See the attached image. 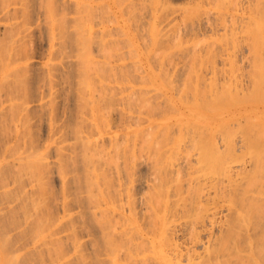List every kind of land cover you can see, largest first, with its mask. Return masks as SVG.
<instances>
[{
	"label": "rangeland",
	"instance_id": "1",
	"mask_svg": "<svg viewBox=\"0 0 264 264\" xmlns=\"http://www.w3.org/2000/svg\"><path fill=\"white\" fill-rule=\"evenodd\" d=\"M61 3L62 0H0V235L9 237V243H12V246L10 245L12 247H10V251L13 249L14 251H12L16 252L17 250L16 255L18 256H21L23 253V256L19 258V264H110L109 261L113 264L114 262L112 261L115 255L114 257L112 255L111 259L108 261L111 255H107L110 251H107L104 246L102 241L103 235H100L98 230L99 227H97L98 221L105 223L107 216H109L112 221L113 219L116 221L115 223L117 224H115V227L118 228L120 224L122 225L119 221L125 218V220L122 221L125 223L126 220L128 221L131 219V223H126V226L129 225V228L132 227L130 230L128 226L126 227L125 225L124 227L120 225V228L124 230L120 228L115 229L109 225L112 234L128 231L126 232L127 234L134 229V224L137 223L136 225L139 226L142 220L139 218L144 214L142 211L144 204L142 206L141 202L145 201L141 198L146 196L148 199V197L151 196V192L144 186V181L149 180L150 182L153 178V172L152 170L150 171V167L152 166L151 169H155V167H153V163H150L153 160L152 157L154 153L157 152V150L155 151L156 148L154 144L157 145L161 143V145L163 144L164 146H162L163 148L158 145L156 146L163 152L161 153L164 155L162 157L166 158V160L164 158L160 160L164 159L163 161L168 162L170 158L176 155L174 157L177 159L172 158L169 161L170 165L168 164V166L170 169L176 165H171V161L172 163L174 161V163H176L178 160L177 165L181 166L182 163L180 162L184 161L186 165V160L191 158L189 161H192V163L188 164L190 167L192 166L191 168H194L193 171L191 168L179 171L180 166L178 171L175 170L177 166L173 168L174 171L178 173L185 171V173H183L184 175L187 170H190L188 172L189 175L195 172L188 177L185 175V180L182 179V174H179L180 177H178V175H175V177L173 174H169L170 171H168V167L157 158L159 163L162 162L160 164H164L163 166L167 167L164 171L165 173L168 172L172 181L175 178L182 179V181L178 180L177 182L178 188H183V184L188 180L187 178L192 176V180L195 182L197 181L195 177L199 174L201 175V173L195 171V169L196 167H200L202 171L201 167L203 164L201 163L202 166H199L198 164L200 163L198 162H202V158L205 154H201L202 158L198 157V162L195 159L198 155H195L197 151L199 152L198 148L201 147L200 149H203L202 146L205 145L204 141L207 142L210 139H212V141L216 139V143L219 142L218 145H221L220 148L223 149L224 146L220 143L221 141L226 140L225 143H227V146L229 141L233 140V142L230 143L233 146L235 145L234 139H237V142H235L236 146H240V144L245 145L240 147V149L243 150L237 152L241 159H246L250 156V152L264 150V11L262 12L264 9H261V11L258 9V11L262 13H257L255 9L257 7L263 8L264 5L262 4L263 2H259L258 0H222V2L221 0H63V3ZM74 4H78V6L76 5L78 9H76ZM80 4H84V6ZM86 7L88 8L87 10ZM194 19H200V21H202L199 28L192 29L190 27L192 21H195ZM51 21L53 23H51ZM222 21L224 23H222ZM75 27L81 30L77 29V31H75ZM77 32L80 35H78ZM68 34L71 38H67L69 37ZM84 36L90 40L88 41ZM63 37H65L66 40L71 39L70 43L67 42V44ZM77 38H80L79 40L83 38L84 42L82 40L81 43ZM200 41L204 44L203 46ZM85 49L88 55L90 54L89 57L87 53H85ZM104 51L106 53L111 51L112 53L106 54ZM252 57L254 60L251 59ZM89 58L91 60H88ZM84 60H87V63H85ZM92 62L95 64L93 65ZM75 63L77 65H74ZM97 63H99L98 66ZM85 64H87V68ZM250 65H252V67ZM75 69H77V71ZM88 69L92 74H90ZM80 70H82V73H80ZM77 72L79 73L77 74ZM250 72L252 74H250ZM219 84H222V86L220 87ZM221 89H223V91ZM96 91L100 93V95ZM215 92H217V94ZM211 93H213V95ZM211 95L212 97H210ZM217 95L219 96L216 97ZM219 98L221 101L225 98L224 101L228 102H221ZM90 100L91 103L89 102ZM205 105L207 108H205ZM214 106L217 107V109H223L222 115L224 118L227 117L225 111L228 110L229 112H235V110L245 109L250 113L247 115L245 111L239 114L240 117L244 115L241 119H239V115L234 116L237 120L234 117L228 119L229 116L227 120L222 118V123L226 124V126L229 124L228 129H232L229 131L233 133V135L229 137V141L227 140L228 138L225 139V137H222L224 133L223 129L225 130L224 126L223 128L216 127L213 130L214 135L216 134V138L211 130L207 129V138L204 129L198 127V123L195 122L198 118L192 117V113L198 112L204 114L205 110L207 111L210 107L214 108ZM146 107H148L149 110ZM177 108L184 113V116H181L180 119H177ZM173 110H176V113ZM103 111H105V113ZM246 115L247 117H245ZM244 117L246 119L249 118V121L247 119L246 122ZM233 119H235V124L231 121ZM165 121L167 123L160 124L159 126L157 125L154 127L155 129L152 127L153 124L155 126L156 122ZM248 122L250 124H248ZM151 124L152 126H150ZM165 125L166 127H164ZM148 128L153 134H157L158 132L157 135H154L157 141H159L158 139L160 138L159 142L153 139L147 142V145H149V143L153 145L152 148L154 151L152 148L149 149L150 147L147 148L148 146L146 144L144 145L146 140L148 141V138L153 135L151 133L148 137L150 134H148ZM234 128L237 132L234 131ZM196 133L199 135L201 133V138L203 137L204 139L206 137L207 139V141L203 140L202 143L204 144L202 146H200L201 144L199 145L201 142H199L198 139L200 141L202 140ZM229 134L225 135L229 136ZM208 135H210L211 138ZM161 136L164 138H161ZM196 136L198 137L197 139L195 138ZM136 138L138 139L136 140ZM222 138L224 139L220 140ZM175 139L177 140L176 143H174V141H176ZM190 139L193 143H189ZM88 141L89 143H87ZM123 142L125 144H123ZM151 142L154 144H151ZM195 142H197V144H194ZM140 144L143 147L141 146L140 148L137 146H140ZM191 144H194V147L192 146L193 150H190ZM130 145H132L131 148ZM196 145L199 146L197 147ZM126 146L128 149L125 148ZM114 147H118L119 149ZM171 148L177 152L179 150V152L174 154L175 152ZM185 148L186 152L184 151ZM204 148L206 149L205 146ZM169 149L174 152L171 151L173 153H171V156ZM128 150H130V152ZM159 152L160 151H158V153ZM200 152L198 154H200ZM203 152H206V150ZM118 153H121V155L124 153L123 155L128 157H126L127 161L130 159L134 161L133 164L135 166H131V160L127 162L129 165H126L129 168H134L132 169V171L134 170L133 172H128L129 174L133 173L132 176L128 175L129 177L127 176L126 178L125 175H127V173H123V168L125 167L124 158ZM222 153H225V151H222ZM222 153L220 157L223 155V163L224 161L227 162L226 165H224L226 167V169H223V171L225 170L224 173H228V168L232 169L231 178L237 180V182H241L242 179L239 177L241 179L239 180L233 173L236 171V166L239 165L238 161L236 162L238 164L234 165L237 157L235 156V161L232 160L233 157H231V162L229 157L227 160V156H224ZM227 153L230 152H226V154ZM129 155L132 156V158H130ZM155 156L159 157L158 154ZM155 156L154 161H156ZM167 156L170 158H167ZM113 158L115 161H113ZM173 159L175 160L173 161ZM193 161L197 162V165H195L196 163ZM240 161L241 160H239V162ZM154 164L156 166L157 162ZM114 165H117V168L119 167L121 169L120 171L122 173L119 174L120 176L115 175L117 169L115 168V172L113 171ZM148 165L150 166L148 167ZM194 165L196 167H193ZM32 166L33 168H31ZM110 167L114 172H112L111 176H116V179L114 180L113 176L111 178L113 181L109 180L111 181V185L108 187L107 185L109 184L106 183L107 185H102L105 182H101L105 174L103 176L99 174L100 172H107V169ZM127 167L126 169H129ZM156 167H158L159 170L158 174L162 172L160 175H163V179L161 178L163 182L168 175L164 173L166 175L164 176L163 170L161 171V169L164 168L161 165ZM184 167L188 168L183 166L182 169ZM173 169H171L172 173H175ZM257 169V172L254 171L255 173L253 172V174L251 172L247 177L248 180L252 177V182L253 179H257L256 182H253V184L251 182L249 185L255 184V192L258 191L259 193L257 192V194L260 195L256 194L257 197L263 198L264 200L263 174L260 173V167ZM224 173L223 177L225 178L226 175L224 176ZM96 174L102 177L98 179L96 178L98 177ZM106 174H111V171ZM228 174L227 176H229ZM160 175L158 176L160 177ZM170 175H173L175 178ZM108 176H104V178H108ZM117 177H120V179ZM130 177L132 181L129 179L130 182L128 184L127 179ZM199 177L200 176H198V178ZM170 178L168 181L166 178L165 181H167V183H163L168 185L170 181V185L172 183ZM204 178V176L203 178L201 176L203 180H201L202 183L200 182V178L198 180L201 185L198 182L199 185H193L194 182L191 181L190 178V181L188 180L189 182L187 183L191 185L189 186L186 183V188H188V191L190 190L189 193L196 190L198 186L202 187L203 184L205 185L206 182L208 183L210 177H206V181ZM224 178L222 180L223 184L227 177ZM89 179L93 181H89ZM117 179L118 182L121 180V183L117 184ZM230 180L231 179H229V181ZM155 181L157 182V179ZM159 181L158 182L161 183L160 179ZM158 182L156 184L159 186L160 184ZM243 182H241V186L245 183ZM130 183L132 184L131 186ZM179 183H181L182 186ZM228 183L229 182H226V185L224 184L223 186V195L224 193L226 194L227 191H230L231 187L229 186V188L227 186ZM246 183H248V181H246ZM112 184L114 186H112ZM120 184L126 185V190L130 187L128 192L130 191L129 193L132 194L129 195L125 190L122 191L124 186H118ZM172 184L170 186H172ZM210 184L209 180L208 187L211 186L212 188L214 185ZM162 185L163 184H161L160 187L155 186V189L152 185L153 188H149V190L152 189L151 191L154 190L155 194L156 192L159 194L158 192L160 190L156 192L155 190L160 188L161 196L163 195L165 197L169 195L168 198H170V200L172 199L171 202H173L175 197L172 198L170 195H172L173 190L174 194L177 193V191H175L178 189H175V185L177 184L174 185L175 188H173V186L171 187L173 190L170 188L172 193L170 190H166L167 192L162 190V187L163 189L166 187V189H169L170 186L165 187ZM115 186L123 189L121 191H119L120 189L115 191L117 189H114ZM38 187L43 188L41 189ZM190 187L194 190L191 191ZM211 188L207 190L210 191ZM183 189L185 190V188ZM249 189L253 190L254 186ZM201 190L202 189L199 191ZM38 191H40V193ZM199 191L196 190V192ZM114 192H119L117 193L118 197L115 196L117 194ZM189 193L187 192V194ZM207 193L213 192L210 191ZM185 194L186 193H184V195ZM190 194L191 196L188 198H192L193 192ZM132 195L135 198H133L134 201L131 200ZM213 195L214 198L209 197L212 198V200L216 199L215 196L219 197L216 192L213 193ZM106 196L109 197V199L106 198ZM225 196H227V194ZM126 197V202L128 204H125H127V207L124 204ZM228 197L223 196V200H227ZM128 198H131L130 200L133 205L137 204L136 206L134 205L132 210L134 213L141 215L138 218L140 221H137L138 214L136 216L132 213L136 216L135 217L129 213L131 210L128 209L130 208ZM168 198H162V201L165 199L166 201H164L167 202L168 200L170 204ZM139 199H141V201H139ZM218 199L219 201L221 200L220 197ZM174 200H176V198ZM135 201L137 203H134ZM90 202L92 204H90ZM123 204L125 208H123ZM257 204H259L260 207L261 204ZM120 206L123 211L128 209L127 211L129 212H123ZM259 207L258 210L262 211L260 210L261 208L264 212V208H262L264 207V203L262 207ZM139 208L141 209L139 210ZM140 211H142V214L139 213ZM100 212H103L102 215H104L105 212L109 215L102 221L103 218L99 220V218H101L99 215ZM144 212H146L145 207ZM118 214L120 218L123 216L127 217L129 214L130 217L128 216L129 219L126 217L120 219L117 218L119 217ZM96 218H98V221H95ZM108 220L109 223L111 222L110 224H112L110 218H108ZM117 220H119L118 222L120 224ZM132 221H134V224H132ZM258 221L262 222L261 219H258ZM263 222L261 225H263ZM104 223H102V225H104ZM252 223L251 221V224ZM106 224L108 226V222ZM261 225L259 227H261ZM106 230H109V228H106ZM261 230L264 231V227H261L260 231ZM129 234H127L128 238L130 236ZM118 235H112L114 240H122L120 239L121 236ZM261 235L262 237L259 238L263 240L264 232ZM125 236L123 237L122 235L124 241L126 240ZM187 236L185 235L183 238H180V240L178 239L177 243L181 242V246H185L184 243L187 241V243H189L190 241L188 239L186 240V238L190 239L189 235ZM201 240L205 241L203 237ZM73 241H76V243ZM50 242L53 244L57 243V246L60 245L61 252L59 251V247L56 246V249H59L56 250L58 251L57 253L60 252L59 254H54L55 250L53 253ZM128 243L129 242H127V244ZM124 244H126V242H123V245ZM123 245L121 242L117 248H121L122 250ZM125 246L126 245L123 246V249ZM262 247L260 248L261 250H259V257L262 256L264 259V245ZM198 252H200L197 253L199 255L202 251L199 249ZM81 253L85 259L83 263L81 262L83 258L79 259ZM121 253L122 252L118 254L121 255ZM118 254L117 256H119ZM124 258L118 257V259H123L122 261L125 263ZM115 259L117 260V257H115ZM263 259H260V264L264 262L262 261ZM116 260H114L115 264L117 262Z\"/></svg>",
	"mask_w": 264,
	"mask_h": 264
},
{
	"label": "bare ground",
	"instance_id": "2",
	"mask_svg": "<svg viewBox=\"0 0 264 264\" xmlns=\"http://www.w3.org/2000/svg\"><path fill=\"white\" fill-rule=\"evenodd\" d=\"M61 1V0H60ZM212 1V0H211ZM220 1V0H219ZM259 2H263L262 4L264 5V0H258ZM65 2V1H64ZM69 2V1H68ZM216 2V1H215ZM221 2H222V0H221ZM62 3H63V0H62ZM61 3V4H62ZM249 3V2H248ZM212 4V3H211ZM221 4V3H220ZM252 4V3H251ZM254 4V3H253ZM260 4V3H259ZM75 5V4H74ZM77 6H78V4H76ZM75 5V6H76ZM81 6L83 5L84 6V4H80ZM111 5V4H110ZM77 6H76V9H78L77 8ZM86 6H87V4H86ZM220 7V6H219ZM247 7V6H246ZM262 7V6H261ZM82 8V7H81ZM88 8L86 7V10H87ZM257 11V13H259L260 11H261V9H264V7L263 8H255ZM258 9H260V11H258ZM250 11V10H249ZM264 10H262V12H263ZM122 12V11H121ZM131 12V11H130ZM195 12V11H194ZM254 12V11H253ZM262 12H260V13H262ZM88 13V12H87ZM86 13V14H87ZM85 14V15H86ZM78 15V14H77ZM81 15V14H80ZM95 15V14H94ZM178 15V14H177ZM260 15V14H259ZM76 16V15H75ZM83 16V15H82ZM91 17V16H90ZM77 18H78V16H77ZM94 18V17H93ZM92 18V19H93ZM230 18V17H229ZM254 18V17H253ZM202 19V18H201ZM207 19V18H206ZM90 20V19H89ZM195 20V19H194ZM203 20V19H202ZM221 20V19H220ZM231 20V19H230ZM263 20V19H262ZM53 21V20H52ZM51 21V23H53ZM93 21V20H92ZM204 21V20H203ZM264 21V20H263ZM89 22V21H88ZM182 22V21H181ZM201 22L202 21H200V19H197V20H195V21H192V23H191V25H190V27L192 28V29H196V28H199L200 26H201ZM206 22V21H205ZM208 22V21H207ZM216 22V21H215ZM226 22V21H225ZM231 22V21H230ZM100 23V22H99ZM222 23H224L223 21H222ZM91 24V23H90ZM101 24V23H100ZM146 24V23H145ZM167 24V23H166ZM208 24V23H207ZM247 24V23H246ZM80 25V24H79ZM184 25V24H183ZM226 25V24H225ZM75 26H77V25H75ZM97 26V25H96ZM76 28V27H75ZM74 28V30L75 31H77V29H80L81 28V26H80V28H76L75 29ZM211 28V27H210ZM73 29V28H72ZM82 29V28H81ZM80 29V30H81ZM95 29V28H94ZM179 29V28H178ZM221 29V28H220ZM227 29V28H226ZM83 30V29H82ZM172 30V29H171ZM228 30V29H227ZM254 30H255V27H254ZM79 32V31H78ZM78 32H77V34H78ZM161 32V31H160ZM211 32V31H210ZM218 32V31H217ZM229 32V31H228ZM256 32V31H255ZM85 33V32H84ZM83 33V34H84ZM91 33V32H90ZM245 33V32H244ZM163 34V33H162ZM172 34V33H171ZM65 35V34H64ZM67 35V34H66ZM69 35V34H68ZM78 35H80V34H78ZM179 35V34H178ZM193 35V34H192ZM257 35V34H256ZM204 36V35H203ZM206 36V35H205ZM67 37V36H66ZM78 37H80V36H78ZM85 38H86V36H84ZM83 37V38H84ZM196 37V36H195ZM231 37V36H230ZM67 38H71V36L69 35V37H67ZM83 38L81 39V40H79L78 38V40L81 42L82 40H83ZM84 38V39H85ZM179 38H181V37H179ZM234 38V37H233ZM243 38V37H242ZM63 39H65V37H63ZM86 39H88V38H86ZM96 39V38H95ZM104 39V38H103ZM169 39V38H168ZM66 40V39H65ZM67 40H69V41H67ZM66 40V43L68 42V43H70V40L71 39H67ZM90 39H88V41H89ZM94 40V39H93ZM97 40V39H96ZM230 40V39H229ZM235 40V39H234ZM246 40V39H245ZM179 41V40H178ZM198 41V40H197ZM83 42H84V40H83ZM97 42V41H96ZM99 42V41H98ZM201 42V41H200ZM230 42V41H229ZM239 42V41H238ZM249 42V41H248ZM251 42V41H250ZM67 43V44H68ZM82 43V42H81ZM100 43V42H99ZM198 43H199V41H198ZM106 44V43H105ZM213 44H215V43H213ZM100 45V44H99ZM178 45V44H177ZM193 45V44H192ZM197 45V44H196ZM201 45L203 46L204 44H202V42H201ZM207 46V45H206ZM210 46V45H209ZM99 47V46H98ZM101 48V47H100ZM211 48V47H210ZM250 48V47H249ZM98 49V48H97ZM192 49V48H191ZM246 49H247V47H246ZM251 49V48H250ZM196 50V49H195ZM209 50V49H208ZM248 50V49H247ZM103 51V50H102ZM105 51H107V50H105ZM104 51V52H105ZM211 51V50H210ZM111 52V51H110ZM110 52H105L106 54H108V53H110ZM85 53H87L86 52V49H85ZM103 53V52H102ZM112 53V52H111ZM187 53V52H186ZM207 53V52H206ZM218 53H219V51H218ZM158 54V53H157ZM220 54V53H219ZM90 55V54H89ZM89 55H88V53H87V56L89 57ZM221 55V54H220ZM79 56V55H78ZM80 56H82V55H80ZM108 56V55H107ZM110 56V55H109ZM111 56H113V55H111ZM155 56H156V54H155ZM252 56V55H251ZM77 57V56H76ZM100 57V56H99ZM102 57V56H101ZM248 57H250V56H248ZM81 58V57H80ZM256 58V57H255ZM264 58V57H263ZM77 59V58H76ZM75 59V60H76ZM105 59V58H104ZM178 59V58H177ZM190 59V58H189ZM205 59V58H204ZM251 59H253V57L251 58ZM83 60V59H82ZM88 60H91L90 58L88 59ZM213 60H216V59H213ZM222 60V59H221ZM254 60V59H253ZM209 61V60H208ZM256 61V60H255ZM84 62L85 63H87V60L85 61L84 60ZM94 62V61H93ZM93 62H92V64H93ZM222 62V61H221ZM252 62V61H251ZM80 63H81V60H80ZM90 63V62H89ZM89 63H88V65H89ZM184 63V62H183ZM215 63V62H214ZM234 63V62H233ZM249 63V62H248ZM84 64V63H83ZM91 64V65H92ZM95 64V63H94ZM93 64V65H94ZM98 64L99 63H97V66H98ZM216 64V63H215ZM223 64V63H222ZM225 64H226V62H225ZM252 64V63H251ZM74 65H77L76 63L74 64ZM101 65V64H100ZM108 65V64H107ZM69 66V65H68ZM87 66V64H85V67ZM96 66V65H95ZM222 66V65H221ZM251 67H252V65H250ZM94 67V66H93ZM93 67H92V69H93ZM102 67H103V65H102ZM104 67H105V65H104ZM216 67V66H215ZM255 67V66H254ZM57 68V67H56ZM75 68V67H74ZM82 68H84V67H82ZM81 68V69H82ZM87 68V67H86ZM86 68H85V70H86ZM108 68V67H107ZM113 68V67H112ZM171 68V67H170ZM185 68V67H184ZM110 69V68H109ZM189 69H190V67H189ZM76 71H77V69H75ZM99 70V69H98ZM176 70V69H175ZM79 71V70H78ZM88 71H89V69H88ZM88 71H86V72H88ZM95 71V70H94ZM93 71V72H94ZM85 72V71H84ZM83 72V73H84ZM90 72V71H89ZM88 72V73H89ZM96 72H97V70H96ZM215 72V71H214ZM79 72H77V74H78ZM80 73H82V70H80ZM165 73V72H164ZM254 73H256V72H254ZM87 74V73H86ZM90 74H92L91 72H90ZM170 74V73H169ZM209 74V73H208ZM250 74H252L251 72H250ZM83 75V74H82ZM81 75V76H82ZM101 75V74H100ZM113 75V74H112ZM167 75V74H166ZM185 75H186V73H185ZM90 76H92V75H90ZM94 76V75H93ZM96 76V75H95ZM184 76V75H183ZM187 76H189V75H187ZM219 76V75H218ZM253 76V75H252ZM99 77V76H98ZM248 77V76H247ZM85 78H86V76H85ZM88 78V77H87ZM192 78V77H191ZM236 78V77H235ZM90 79V78H89ZM102 79V78H101ZM250 79V78H249ZM83 80H86V79H83ZM199 81V80H198ZM86 82V81H85ZM88 82V81H87ZM218 83V82H217ZM221 83V82H220ZM253 83V82H252ZM250 84H251V82H250ZM98 85V84H97ZM103 85V84H102ZM207 85V84H206ZM220 85V84H219ZM199 86V85H198ZM222 86V84L220 85V87ZM101 87H103V86H101ZM111 87V86H110ZM91 88V87H90ZM215 88H217V87H215ZM222 88H224V87H222ZM241 88V87H240ZM103 89V88H102ZM110 89V88H109ZM122 89V88H121ZM205 89V88H204ZM104 90V89H103ZM120 90V89H119ZM203 90V89H202ZM222 91H223V89H221ZM93 91H94V89H93ZM250 91H251V89H250ZM257 91V90H256ZM97 92V91H96ZM99 92H100V90H99ZM103 92V91H102ZM177 92V91H176ZM218 92H221V91H218ZM226 92V91H225ZM224 92V93H225ZM233 92V91H232ZM231 92V93H232ZM98 93V92H97ZM108 93V92H107ZM183 93V92H182ZM216 94H217V92H215ZM235 93V92H234ZM237 93V92H236ZM92 94H93V92H92ZM91 94V95H92ZM99 95H100V93H98ZM102 94V93H101ZM179 94V93H178ZM184 94V93H183ZM212 95H213V93H211ZM227 94V93H226ZM85 95V94H84ZM189 95V94H188ZM212 95L210 96V97H212ZM220 96L222 95V94H219ZM219 95H217L216 97H218ZM237 95V94H236ZM104 96V95H103ZM102 96V97H103ZM108 96V95H107ZM112 96V95H111ZM181 96H182V94H181ZM207 96V95H206ZM205 96V97H206ZM223 96V95H222ZM227 96V95H226ZM234 96H235V94H234ZM238 96V95H237ZM241 96H243V95H241ZM91 97H93V96H91ZM127 97V96H126ZM185 97V96H184ZM197 97H198V95H197ZM214 97H215V95H214ZM251 97V96H250ZM112 98V97H111ZM191 98V97H190ZM187 99V98H186ZM220 99V98H219ZM236 99H237V97H236ZM95 100V99H94ZM104 100V99H103ZM118 100V99H117ZM224 100H225V98H224ZM221 101V99H220V101L221 102H228V101ZM93 101V100H92ZM101 101V100H100ZM238 101V100H237ZM90 103H91V100L89 101ZM89 103V104H90ZM101 103V102H100ZM93 104V103H92ZM122 104V103H121ZM127 104V103H126ZM146 104V103H145ZM229 104V103H228ZM227 105V104H226ZM122 106V105H121ZM141 106V105H140ZM139 106V107H140ZM145 106V105H144ZM206 106V105H205ZM94 107V106H93ZM149 107V106H148ZM148 107H146V108H148ZM90 108V107H89ZM104 108H106V107H104ZM145 108V107H144ZM151 108V107H150ZM204 108V107H203ZM205 108H207V106L205 107ZM141 109V108H140ZM172 109V108H171ZM181 109V108H180ZM96 110V109H95ZM98 110V109H97ZM107 110V109H106ZM119 110V109H118ZM148 110H149V108H148ZM156 110H158V109H156ZM243 109H240V110H235V112H229V110L228 111H225L226 112V118H224L223 117V115H222V112H223V109H217V107H215L214 106V108H208L207 109V111L205 110V113L204 114H201V113H198V112H194V113H192V117L193 118H198L195 122H197L198 124L197 125H199L198 127H200V128H202V129H204V133H205V136L207 137V129H210L211 130V132L213 133V135H214V129L217 127V128H223V126H224V128H225V130L223 129V131H224V133H223V136L222 137H225V139L226 138H228L227 140L229 141L230 139H229V137H231L232 135H233V133L231 134L229 131H231L230 129H228L229 128V124H228V126H226V124H224V123H222V118H224V119H226L227 120V118H228V116H229V118L228 119H230V118H232V117H234V116H238L239 114H242L243 112H245L246 110L244 109L243 111H242ZM120 111V110H119ZM143 111V110H142ZM151 111V110H150ZM153 111H154V109H153ZM174 111V110H173ZM176 111V110H175ZM174 111V112H175ZM92 112V111H91ZM99 112V111H98ZM104 113H105V111H103ZM152 112V111H151ZM173 112V113H174ZM247 112V115H248V113H249V111H246ZM252 112V111H251ZM94 113V112H93ZM150 113V112H149ZM176 113V112H175ZM77 114V113H76ZM184 113L183 112H181L178 108H177V115H178V118L177 119H180V117L181 116H184L183 115ZM250 114V113H249ZM106 115V114H105ZM104 115V116H105ZM204 115V116H203ZM247 115L245 116V117H247ZM254 115V114H253ZM94 116V115H93ZM99 116V115H98ZM103 116V115H102ZM171 116V115H170ZM244 116V115H243ZM243 116H241L242 118H243ZM251 116V115H250ZM127 117V116H126ZM150 117V116H149ZM239 117H240V115H239ZM241 117L239 118V119H241ZM244 117V118H245ZM255 117V116H254ZM100 118V117H99ZM103 118H105V117H103ZM129 118V117H128ZM159 118V117H158ZM235 118V117H234ZM253 118V117H252ZM101 119V118H100ZM107 119V118H106ZM109 119V118H108ZM153 119V118H152ZM155 119V118H154ZM157 119V118H156ZM160 119V118H159ZM236 120H237V118H235ZM235 119H233V120H231V121H233L234 122V124H235ZM248 119V121H249V118H247ZM247 119L245 118L244 120H246V122H247ZM128 120V119H127ZM95 121V120H94ZM250 121H251V119H250ZM253 121V120H252ZM190 122V121H189ZM228 122H230V121H228ZM237 122V121H236ZM261 122V121H260ZM164 123H167L166 121L165 122H156L155 123V126H154V124H153V126H152V124L150 125V126H152L153 128L154 127H156L157 125L159 126L160 124H164ZM241 123V122H240ZM123 124V123H122ZM143 124V123H142ZM231 124V123H230ZM238 124H239V121H238ZM248 124H250L249 122H248ZM196 126V125H195ZM238 126V125H237ZM257 126H260V125H257ZM121 127H122V125H121ZM164 127H166V125L164 126ZM197 127V126H196ZM248 127V126H247ZM255 127V126H254ZM263 127V126H262ZM163 128V127H162ZM168 128V127H167ZM176 128V127H175ZM178 128V127H177ZM232 128V127H231ZM237 128V127H236ZM242 128V127H241ZM243 128H244V126H243ZM251 128V127H250ZM264 128V127H263ZM263 128H261V129H263ZM149 129V128H148ZM155 129V128H154ZM153 129V130H154ZM169 129H171V128H169ZM193 129V128H192ZM197 129V128H196ZM180 130V129H179ZM199 130V129H198ZM207 130V131H206ZM243 130V129H242ZM134 131V130H133ZM140 131H141V129H140ZM144 131V130H143ZM155 131V130H154ZM161 131V130H160ZM170 131V130H169ZM222 131V130H221ZM222 131V132H223ZM234 131H236L235 130V128H234ZM142 132V131H141ZM147 132V131H146ZM163 132H166V131H163ZM180 132V131H179ZM197 132V131H196ZM200 132V131H199ZM210 132V131H209ZM210 132V133H211ZM237 132V131H236ZM235 132V133H236ZM252 132V131H251ZM260 132V131H259ZM263 132V131H262ZM140 133V132H139ZM150 133V134H149ZM151 133H152V131H150V129H149V131H148V137L151 135ZM161 133V132H160ZM168 133V132H167ZM176 133V132H175ZM198 133V132H197ZM196 133V134H197ZM202 133V132H201ZM200 133V135H202ZM209 133V134H210ZM211 133V134H212ZM230 133V134H229ZM248 133H249V131H248ZM257 133V132H256ZM110 134V133H109ZM137 134V133H136ZM153 134V133H152ZM157 134H158V132H157ZM157 134H153L152 136H150V137H152V138H148V141L146 140V143H144V145L146 144H148L147 142H150L151 141V139H153V140H155V141H157L156 140V136L154 137V135H157ZM173 134V133H172ZM195 134V133H194ZM227 134H229V136H226ZM237 134V133H236ZM242 134V133H241ZM241 134H239V135H241ZM259 134V133H258ZM101 135V134H100ZM161 135V134H160ZM164 135V134H163ZM199 134H197V136H198ZM199 135V136H200ZM216 135V134H215ZM214 135V136H215ZM218 135V134H217ZM225 135V136H224ZM238 135V136H239ZM244 135V134H243ZM248 135V134H247ZM183 136V135H182ZM185 136V135H184ZM194 136V135H193ZM195 137L196 139L198 138V137ZM204 136V137H205ZM208 136H210V135H208ZM235 136V135H234ZM233 136V137H234ZM249 136V135H248ZM251 136V135H250ZM117 137V136H116ZM155 139H154V138ZM159 137V136H158ZM206 137L203 139V137L201 138V136H200V138H201V140L202 141H200L199 139H198V141L199 142H201V143H199V145L200 146H202L204 143H205V145H203L202 146V148L204 149V150H206V152H203L204 150L203 149H200V148H198L199 149V152L200 151H202V152H200V154H198L199 152L197 151V154L195 155V156H197V158H195L196 159V161L197 160H199L198 159V157H201V154L203 153V154H205L204 156H203V158H202V162H198V163H200V164H198L199 166H202V164H203V166L201 167L202 168V171H201V169H200V167H196L195 165H197V162H195V161H193V162H195V163H193V164H195L193 167H196V169H195V171H197V172H200L201 173V175L199 174H196V175H198V176H200L199 178H200V182L202 183V179H201V176H202V178H203V176L205 177L204 178V180L206 179V177H210L209 178V180H210V183L212 184V185H214L212 188H211V186H209L208 187V184H209V180H208V183L206 182V184L204 185L203 184V186L201 187V186H198V188L199 187H201V188H196V190H200V189H202L201 191H199V192H196V190H194V189H191V187L193 186V185H195V184H198L199 182H198V180H199V178H198V176H196V175H194V176H196L195 177V180H197V181H195L194 182V180H192V176L190 177L191 178V181H193L194 182V184L190 187V189H191V191L192 190H194L195 191V193H194V191H192L193 192V194H192V198H188V197H190L191 196V194L190 193H192V192H190L189 193V191H188V188H186V183L187 182H189L190 181V178H187L188 180L186 181V183L185 184H183L184 186H183V188H185V190L182 188V187H180V188H178V180H181L182 181V179L183 180H185L186 178L184 177L185 175L188 177V176H190L191 174H194V173H191L190 175H189V171L187 170L186 171V174L184 175L183 173H185V171L184 172H180V173H178L177 171H178V169H179V166L180 165H177V162H178V160L176 161V163H174L175 161V159H177L176 157H174V156H176V155H174L172 158H175V159H173V163H172V161H171V165L172 164H176L175 166H177V169L175 168V170H177L176 172L174 171V167L173 168H171V169H173V172H175V173H172V170L170 169V167L168 166V164L170 165V163H169V161L172 159V158H170L169 156H167V158H170V160H168V162H166V161H163L164 159L166 160V158H164V157H162V156H164V155H162L161 153H163V152H161V150L159 149V147H162L163 146V144L161 145V143H158L157 145L159 146V147H156L157 145L156 144H154V143H152V142H154V141H152L151 142V144H154V147L156 148L155 149V151L157 150V152L156 153H154V155H153V162L151 161V163L150 164H152V165H154L153 167H155V169L153 170V169H151L152 168V166L150 167V171L152 170V176H153V178L151 179L152 181H150L149 182V180L148 181H144L145 182V185H144V183H143V185L145 186V188H148L147 190L148 191H150L151 192V196H153V197H151V196H149V195H147V196H149L148 197V199L146 198V196H142L143 198H141V199H144L145 201L144 202H141V205L143 206V204H144V206H143V208H142V211H143V213L144 214H142V211H140L139 213H141L142 214V217L141 218H139L141 215L140 214H138V216H137V214L136 213H134L133 212V207H134V205L132 204V201H134L133 200V198H134V196L132 195L131 196V200L129 199L128 200V202H129V204H130V208H128L129 210H131L130 212L129 211H127L126 209V211H123L122 210V208H121V206H120V209L123 211V212H125V213H134L136 216H137V219L139 218V219H142L141 220V222H140V224H139V226H137L136 224H134L133 222L135 221H132V224H134L133 226V230H131V232L129 231V233H127V234H129L130 236H129V238H128V235L126 234V232H128V231H125V232H121V231H119V232H121V233H113L112 234V232L110 231L111 229H110V226H112L113 228H115V229H118V228H120V223L119 222H121L122 223V225H121V227H124V225L126 226V223L128 222V223H131L130 222V220L131 219H129L128 218V216L130 217V214L126 217V216H123V217H121L120 218V215H119V217H117V218H120V219H123L124 217H126V218H128L129 220L127 221H125V223H123L122 221H124L125 220V218L123 219V220H121V221H119V220H117V222L120 224H118L119 226H118V228H116L115 227V224H117V223H115L116 221H114V219H113V221L111 220V217H109V216H107V215H109V214H107L106 212V214L104 213V215H102L103 214V212H100L99 213V215L101 216V218H99V220H101L102 218V221L104 220V218H106V216H107V220H105V223L104 222H99L98 221V218H96L95 219V221L97 220L98 221V225H97V227H99L98 228V230H99V233H100V235H103L102 236V238H103V243H104V246H105V248L107 249V251L109 250L110 251V253L109 252H107V253H109V254H107L108 256L109 255H111L110 256V258H108V261L111 259V257H112V255H113V257H114V255H115V257H117V260L115 259V257H114V260H116L117 262H116V264H118V262H119V264H126V262H127V264H260V259L262 258L263 259V257L261 256V257H259L260 255V251L259 250H261L260 248L264 245V238H262L263 240H261L259 237H262V233L264 232L263 230H261L260 231V229H261V227L263 228L264 227V222H263V219H264V212H263V209H261L260 207H262V204L264 203V200H263V198H258L257 197V195H259V194H257V192H255L256 191V186H255V184L254 185H251V187H250V185H249V183H251L252 182V177H250L249 179L250 180H248V177L247 176H249V174H251V172H252V174H253V172L254 171H258V167H260V170H261V172L260 173H262L263 174V181H262V183H264V173H263V170H264V150L262 151H259V152H250V156H248L246 159H241V157H240V155H239V153H237V152H240V150H243V149H240V147H242V146H245V145H241L240 144V146H236V143L235 142H237L235 139H234V144L235 145H233L232 146V144H230V143H232L233 142V140L231 141H229V144L227 145V146H229L230 148H231V150H230V148L229 147H227L226 146V144L227 143H225V141L226 140H223L224 138H222V139H220V140H223L224 141V143H223V141H221L220 143H222V146H224L223 147V149L222 148H220V146L218 145L219 144V142L218 143H216V139H214L213 141H215V142H213L212 141V139H208L209 141H207V139H206ZM213 137V136H212ZM236 137V136H235ZM241 137V136H240ZM247 137V136H246ZM262 137V136H261ZM112 138V137H111ZM140 138H142V137H140ZM161 138H164V137H162L161 136ZM173 138H174V136H173ZM172 138V139H173ZM208 138V137H207ZM210 138H211V136H210ZM215 138H216V136H215ZM220 138V137H219ZM239 138V137H238ZM254 138V137H253ZM257 138V137H256ZM124 139V138H123ZM138 138H136V140H137ZM169 139V138H168ZM171 139V140H172ZM188 139V138H187ZM243 139H244V137H243ZM112 140H114V139H112ZM135 140V141H136ZM159 141H160V138L158 139ZM174 140V139H173ZM176 140V139H175ZM195 140V139H194ZM203 140H206L207 142H205L204 141V143H202L203 142ZM219 140V139H218ZM240 140V139H239ZM249 140V139H248ZM109 141V140H108ZM115 141V140H114ZM113 141V142H114ZM134 141V140H133ZM159 141H157V142H159ZM162 141V140H161ZM167 141V140H166ZM183 141V140H182ZM193 141V140H192ZM227 141V142H228ZM243 141V140H242ZM241 141V142H242ZM252 141V140H251ZM250 141V142H251ZM254 141H255V139H254ZM257 141V140H256ZM101 142V141H100ZM165 142V141H164ZM171 142H173V141H171ZM177 142V140L176 141H174V143H176ZM179 142V141H178ZM185 142V141H184ZM187 142H189V141H187ZM246 142V141H245ZM259 142V141H258ZM87 143H89V141L87 142ZM111 143V142H110ZM115 143V142H114ZM134 143V142H133ZM139 143V142H138ZM189 143H193V142H191V139H190V142ZM95 144V143H94ZM123 144H125L124 142H123ZM132 144V143H131ZM165 144V143H164ZM194 144H197V142H195ZM194 144L192 145H190L191 146V148H190V150H193V147H194ZM245 144V143H244ZM247 144V143H246ZM119 145V144H118ZM166 145V144H165ZM168 145V144H167ZM185 145V144H184ZM199 145H196L197 147L199 146ZM249 145V144H248ZM110 146V145H109ZM128 146V145H127ZM127 146L125 147V148H127ZM131 146L132 145H130V148H131ZM138 147H140L141 148V144H140V146L139 145H137ZM148 147L147 148H149V149H151L152 148V146L153 145H150V143H149V145H147ZM178 146V145H177ZM176 146V147H177ZM183 146V145H182ZM193 146V147H192ZM204 146L206 147V149L204 148ZM252 146V145H251ZM112 147V146H111ZM121 147V146H120ZM143 147V146H142ZM145 147V146H144ZM164 147V146H163ZM162 147V148H163ZM184 147V146H183ZM197 147H196V149H197ZM226 147V148H225ZM250 147V146H249ZM253 147V146H252ZM257 147V146H256ZM264 147V146H263ZM114 148H116V149H119L118 147H114ZM113 148V149H114ZM161 148V149H162ZM186 148H187V145H186ZM186 148L184 149V151L186 150ZM225 148V149H224ZM254 148H255V146H254ZM99 149H101V148H99ZM124 149V148H123ZM128 149V148H127ZM172 149V148H171ZM176 149V148H175ZM188 149V148H187ZM196 149H195V151H196ZM219 149V150H218ZM220 149H222V150H220ZM228 151H227V150ZM264 149V148H263ZM71 150V149H70ZM78 150V149H77ZM109 150V149H108ZM122 150V149H121ZM152 150H153V148H152ZM173 150V149H172ZM170 150L169 149V153H170V156L174 153V154H177L178 152H179V150H178V152L177 151H175V150ZM230 150V151H229ZM13 151V150H12ZM80 151V150H79ZM97 151V150H96ZM103 151V150H102ZM126 151V150H125ZM129 152H130V150H128ZM132 151V150H131ZM138 151V150H137ZM151 151V150H150ZM154 151V150H153ZM158 151H160L159 153L161 154H159L158 153ZM163 151V150H162ZM173 153H172V152ZM220 151H221V153H222V151H225V153H222V154H224V156L226 155L227 156V160H228V157H229V160H231L230 158L231 157H233V159L232 160H234L235 161V156L237 157V159H239V160H241L240 162H239V160H237L236 159V161L233 163L234 165H237L238 163H239V165H237L236 166V171L235 172H233L234 174H235V176H237L238 177V179L239 180H241L242 179V181L241 182H243V180H244V184H243V186H241L242 185V183L240 182V181H238L237 182V180H234V179H232L231 178V172H232V169H227L228 170V175L229 176H227V174L226 173H224V171H223V169H226V167L224 166V165H226V163L227 162H225L224 161V163H223V155H221V157H220ZM109 152V151H108ZM141 152V151H140ZM177 152V153H176ZM181 152V151H180ZM186 152V151H185ZM220 154H219V153ZM226 152H230V153H227V154H229V155H231V156H229V155H227L226 154ZM242 152V151H241ZM34 153V152H33ZM112 153V152H111ZM165 153V152H164ZM172 153V154H171ZM183 153V152H182ZM98 154V153H97ZM118 154H120L121 155V153H118ZM124 154V153H123ZM121 155L122 156V158H124V165H125V167L122 169L124 172L123 173H127V175H125L126 176V178H127V176L128 175H130V176H132V174L133 173H131V174H129L128 172H131L132 171V169H134L133 167L132 168H129V167H127L126 165H129V163H127L128 161H130L131 159L130 158H132V156H130V160H128L127 161V159H126V157L127 156H124V155ZM159 155V157H157V156H155V155ZM15 155V154H14ZM110 155V154H109ZM200 155V156H199ZM69 156V155H68ZM72 156V155H71ZM124 156V157H123ZM136 156V155H135ZM150 156V155H149ZM154 156H155V158H156V161H154ZM187 156V155H186ZM79 157V156H78ZM88 157V156H87ZM96 157V156H95ZM109 157V156H108ZM138 157H140V156H138ZM191 157V156H190ZM105 158V157H104ZM107 158V157H106ZM128 158V157H127ZM157 158H159L158 160L159 161H162L163 163H165V165L168 167V171H170V173L169 174H173L174 176L176 175H178V177H180L179 176V174L181 175V177H182V179H178V178H175L173 175H170V176H173V178H175V179H173V181H172V179L169 177V175H168V172L167 173H165V169L167 168L166 166L164 167L162 164H160V163H162V162H158V160H157ZM161 158H164V159H162V160H160ZM192 158H194V157H192ZM40 159V158H39ZM101 159V158H100ZM191 158H189V160H190ZM93 160V159H92ZM108 160H110V159H108ZM122 160V159H121ZM184 160V159H183ZM182 160V161H183ZM185 160H186V158H185ZM189 160H186L187 162H186V165L184 164V161L183 162H180V163H182L181 164V166L183 165V166H186V167H188L189 166V164L188 163H192V161L190 162ZM232 160H231V162H232ZM70 161V160H69ZM104 161V160H103ZM113 161H115L114 160V158H113ZM117 161V160H116ZM123 161V160H122ZM189 161V162H188ZM238 161V163H236ZM72 162V161H71ZM105 162V161H104ZM109 162V161H108ZM126 162V163H125ZM130 162H132V164H131V166H133L134 164V161H130ZM157 162V164H159V165H161L164 169H161V171L163 170V174L165 173L166 175H168V177L164 174V176H166L165 177V180H166V178H167V181L169 180V178H170V180L172 181V183H174V184H172V186H173V188H175V186H176V188L175 189H177V190H175V191H177V193H175L174 194V190H173V188H171L172 186H170L169 185V182H168V185L166 184L167 183V181H165V180H163V182H166V183H163L162 182V179H163V175H160V173L162 174V172H160L159 174H158V172H159V170H158V167H156V166H159V165H157L156 164V166H155V164L154 163H156ZM81 163V162H80ZM97 163V162H96ZM95 163V164H96ZM107 163V162H106ZM167 163V164H166ZM202 163V164H201ZM229 163V162H228ZM24 164H25V162H24ZM29 164V163H28ZM33 164V163H32ZM72 164V163H71ZM109 164V163H108ZM107 164V165H108ZM115 164V163H114ZM179 164V163H178ZM219 164V165H218ZM85 165V164H84ZM101 165V164H100ZM103 165V164H102ZM191 165V164H190ZM234 165H233V167H234ZM35 166V165H34ZM46 166V165H45ZM71 166V165H70ZM112 166V165H111ZM116 166V167H115ZM121 166V165H120ZM130 166V167H131ZM135 166V165H134ZM150 165H148V167H149ZM180 166V170L179 171H183V170H186V169H189V168H191L190 166L188 167V168H183L182 169V167ZM261 166H263V167H261ZM2 167V166H1ZM21 167V166H20ZM95 167H96V165H95ZM99 167V166H98ZM102 167V166H101ZM104 167V166H103ZM106 167V166H105ZM114 168H113V171L115 172V170H116V174L115 175H117V176H120L119 174H121L122 172L120 171L121 169L118 167L117 168V165H114L113 166ZM121 167H123V166H121ZM126 167L127 168H129V169H131V170H129V169H126ZM172 167V166H171ZM231 167V166H230ZM31 168H33V166L31 167ZM63 168V167H62ZM116 168V169H115ZM27 169V168H26ZM95 169V168H94ZM109 169H111V167L109 168ZM109 169H107V172L105 171V172H103V173H101L100 171H102L101 169H99L100 171V174H99V172H98V174L99 175H104L105 177H107L108 175V178H104V176H103V180L101 179V182L102 183H104V184H102V185H105L106 183L107 184H109V185H107L108 187L111 185V181H113V179L115 180L116 178V176H114V178L113 179H111L113 176H111L112 175V169L110 170L111 171V174H106V173H108V172H110V171H108ZM115 169V170H114ZM119 169V170H118ZM170 169V170H169ZM192 169V171L194 170V168H191ZM29 170V169H28ZM104 170V169H103ZM125 170H127V171H125ZM129 170V171H128ZM218 170V171H217ZM235 170V169H234ZM23 171V170H22ZM57 171V170H56ZM59 171V170H58ZM134 171V170H133ZM132 171V172H133ZM167 171V170H166ZM256 171V172H257ZM21 172V171H20ZM113 172V173H114ZM158 174V175H160V177L156 174V173ZM196 172V173H197ZM218 172H219V174H218ZM227 172V171H226ZM43 173V172H42ZM177 173V174H176ZM223 173H224V176H225V178L223 177ZM255 173V172H254ZM259 173V172H258ZM2 174V173H1ZM29 174V173H28ZM41 174V173H40ZM39 174V175H40ZM91 174V173H90ZM98 174H96V175H98ZM59 175V174H58ZM94 175V174H93ZM98 175V177H96V178H98V179H100L102 176H99ZM107 175V176H106ZM255 175V174H254ZM256 175H258V174H256ZM42 176V175H41ZM85 176V175H84ZM91 176V175H90ZM156 176H157V178H156ZM234 176V175H233ZM251 176V175H250ZM36 177V176H35ZM93 177V176H92ZM95 177V176H94ZM100 177V178H99ZM109 177H110V179H109ZM129 177V176H128ZM220 177V178H219ZM241 179H240V178ZM258 177V176H257ZM19 178V177H18ZM38 178V177H37ZM118 178V177H117ZM151 178V177H150ZM162 178V179H161ZM212 178V179H211ZM222 178V179H221ZM223 178L226 180H224L225 182H224V184L226 183V182H229L228 184H227V186L230 188V191H227V190H225V191H227L226 192V194H227V196H225L226 194L224 193V195H223V192H224V190H223V186H224V184H223ZM244 178H246V179H244ZM260 178H261V176H260ZM44 179H46V178H44ZM118 179H120V177L118 178ZM118 179H117V184L118 183H121V180H119V182H118ZM129 179H131V177L130 178H128L127 179V182H128V184H129V182H130V180ZM157 179V182L159 181V179L161 180V183H159L160 185L161 184H163L162 186H165V184H166V186H170L169 187V189H166L165 187V189H163V187H162V190H164L165 192H167L166 190H170V188L173 190L172 192H171V190H170V192L172 193V195H170V197H172V198H176V200H174L173 199V202H171V200H170V198H168L169 197V195L168 196H161V194H160V192H161V189L159 188L158 190L156 189L155 190V192L156 191H159L158 193L159 194H157V192H156V194L154 193V190L153 191H151L152 189H150L149 190V188H153L154 187V189H155V186L157 185L156 183V180ZM194 179V178H193ZM214 179V180H213ZM229 179H231L230 181H229ZM92 180V179H91ZM90 179H89V181H91ZM109 180H111V181H109ZM145 180V179H144ZM202 180V181H201ZM207 180V179H206ZM205 180V181H206ZM228 180V181H227ZM256 180L257 179H253V182H256ZM93 181V180H92ZM109 181V182H108ZM131 181H132V179H131ZM204 181V182H205ZM222 181V182H221ZM246 181H248V183H246ZM250 181V182H249ZM261 181V180H260ZM44 182V181H43ZM87 182V181H86ZM198 182V183H197ZM241 184H240V183ZM253 182H252V184H253ZM35 183V182H34ZM113 183V182H112ZM115 183V184H116ZM125 183V182H124ZM149 183V184H148ZM151 183H152V185H153V187H152V185H151ZM183 183H184V181H183ZM201 183H199L200 185H201ZM36 184H37V182H36ZM44 184V183H43ZM92 184V183H91ZM114 184V183H113ZM112 184V186H114ZM175 184H177V185H175ZM180 185H181V183H179ZM198 184V185H199ZM210 184V185H211ZM258 184H260V183H258ZM17 185V184H16ZM94 185H95V183H94ZM122 184H120V185H118V186H121ZM132 184L130 183V186H131ZM160 185L158 186H156V187H160ZM175 185V186H174ZM187 185H189V183H187ZM191 185V184H190ZM189 185V186H190ZM215 185H216V187H215ZM226 185V184H225ZM240 185V186H239ZM249 185V186H248ZM40 186V185H39ZM45 186V185H44ZM111 186V187H112ZM117 186V187H118ZM122 186H124V185H122ZM126 186V185H125ZM125 186H124V189L123 188H117L116 186H115V188L114 189H116L115 191H117V190H119V191H121L122 189V191H126V193H129L128 192V190H130L129 188H128V190H126L125 189ZM128 186V185H127ZM182 186V185H181ZM226 186V187H227ZM246 186V187H245ZM254 186V189L252 190V189H249V188H252ZM85 187H87V186H85ZM102 187V186H101ZM105 187V186H104ZM107 187V188H108ZM188 187V186H187ZM194 187V186H193ZM197 187V186H196ZM240 187V188H239ZM241 187H243V188H241ZM38 188H41V187H38ZM43 188V187H42ZM41 188V189H42ZM45 188V187H44ZM95 188V187H94ZM127 188V187H126ZM209 188H211V192H213V193H215L216 192V194H218L219 195V197H220V201H219V197H217V196H215V200H212V198H209V197H213L214 198V195H213V193H207V192H210V191H208L207 189H209ZM263 188V187H262ZM96 189V188H95ZM44 190V189H43ZM80 190V189H79ZM187 190V191H186ZM205 190V191H204ZM215 192H214V191ZM241 190V191H240ZM41 191V190H40ZM40 191H38L39 193H40ZM88 191V190H87ZM94 191H96V190H94ZM107 191V190H106ZM105 191V192H106ZM113 191V190H112ZM147 191V192H148ZM164 191H163V193H164ZM203 191H204V193H203ZM264 191V190H263ZM146 192V191H145ZM187 192L190 194H187ZM200 192H202V193H200ZM230 192V193H229ZM239 192H240V194H239ZM7 193V192H6ZM44 193V192H43ZM114 193H119V192H114ZM125 193V192H124ZM169 193V192H168ZM184 193H186L185 195H184ZM200 193V194H199ZM259 193V192H258ZM3 194V193H2ZM132 194V193H131ZM130 193H129V195H131ZM146 194V193H145ZM153 194V195H152ZM155 194V195H154ZM166 194V193H165ZM164 194V195H165ZM210 196H209V195ZM232 194V195H231ZM257 194V195H256ZM6 195V194H5ZM125 195H128V194H125ZM124 195V196H125ZM167 195V194H166ZM187 195V196H186ZM4 196V195H3ZM115 196H117L118 197V194L117 195H115ZM194 196V197H193ZM223 196L224 197H228V199L226 200H223ZM260 196V195H259ZM18 197V196H17ZM86 197H88V196H86ZM112 197V196H111ZM119 197H121V196H119ZM127 197H130V196H127ZM127 197L125 198V202H124V204L125 203H127L126 201V199H127ZM106 198H108L109 199V197H107L106 196ZM162 198H168L169 200H170V204L168 203V200H167V202H165L164 200V202L162 201ZM89 199V198H88ZM97 199V198H96ZM120 199V198H119ZM135 199V198H134ZM141 199H139V201H141ZM147 199V200H146ZM211 199V200H210ZM217 199H218V201H217ZM20 200V199H19ZM76 200V199H75ZM111 200H113V199H111ZM263 200V201H262ZM143 201V200H142ZM215 201V202H214ZM261 201H262V203H261ZM110 202V201H109ZM224 202V203H223ZM34 203V202H33ZM100 203V202H99ZM134 203H137L136 201L134 202ZM257 203H260L261 205H260V207H259V204H257ZM35 204V203H34ZM33 204V205H34ZM90 204H92L91 202H90ZM111 204V203H110ZM124 204H123V206H124ZM128 204V203H127ZM127 204H125V206L127 207ZM133 205V206H132ZM137 205V204H136ZM135 205V206H136ZM258 205V206H257ZM122 206V207H123ZM125 206L123 207V208H125ZM139 206V205H138ZM225 206V207H224ZM88 207V206H87ZM144 207H145V211L146 212H144ZM258 207L260 208V210H262V211H259L258 210ZM256 208V209H255ZM262 208H264V207H262ZM137 209V208H136ZM141 208H139V210H140ZM119 210V209H118ZM254 210V211H253ZM35 211V210H34ZM99 211V210H98ZM134 211H135V209H134ZM136 211H138V210H136ZM259 211V212H258ZM119 212V211H118ZM258 212V213H257ZM261 212V213H260ZM262 212H263V214H262ZM112 213V212H111ZM146 213V214H145ZM260 213V214H259ZM121 214V213H120ZM134 214H132V216H135ZM122 215H123V213H122ZM244 215H246V216H244ZM262 215H263V217H262ZM103 216V217H102ZM111 216V215H110ZM135 216V217H136ZM259 216H261V217H259ZM99 217V216H98ZM80 218V217H79ZM83 218V217H82ZM108 218H110V220L112 221V224H110L109 223V220H108ZM263 218V219H262ZM137 220V221H140V220ZM258 219L260 220H262V222H263V225H261V223L262 222H259L258 221ZM30 220H31V218H30ZM133 220V219H132ZM48 221V220H47ZM136 221V222H137ZM251 221L253 222L252 224H251ZM108 222V226H107V223ZM33 223V222H32ZM40 223V222H39ZM100 223H101V225H100ZM102 223H104V225H102ZM127 223V224H128ZM139 223V222H138ZM244 223H245V225H244ZM259 223H260V225H261V227H259L260 225H259ZM37 224V223H36ZM74 224V223H73ZM105 224H106V226H105ZM113 224H114V226H113ZM40 225V224H39ZM71 226V225H70ZM104 226H105V228H104ZM117 226V225H116ZM128 226V229L130 230L132 227H130L129 228V225H127ZM126 226V227H127ZM131 226V225H130ZM135 226H137V227H135ZM35 227V226H34ZM111 227V228H112ZM125 227V228H126ZM43 228V227H42ZM72 228V227H71ZM106 228L108 229L109 228V230H106ZM260 228V229H259ZM121 229V228H120ZM119 229V230H120ZM123 229V228H122ZM121 229V230H122ZM127 229V230H128ZM32 230V229H31ZM34 230H36V229H34ZM47 230V229H46ZM124 230V229H123ZM116 231V230H115ZM20 232V231H19ZM43 232V231H42ZM75 232V231H74ZM260 234H259V233ZM18 233V232H17ZM35 233V232H34ZM88 233V232H87ZM125 233V234H124ZM217 233V234H216ZM7 234V233H6ZM110 234V235H109ZM114 234H116V236L118 235V236H121V238L120 239H122V240H120L118 237H116L117 239H119L120 241H118V240H114ZM113 235V236H112ZM122 235H123V237L125 236V235H127V236H125L126 237V240L124 241L123 239V237H122ZM187 236V235H189V237H190V239L189 238H186V240L188 239V240H190L189 241V243H187L186 241V243H184L185 244V246H181V242L180 243H177V241H178V239L180 240V238H183V236ZM261 235V236H260ZM37 236H38V234H37ZM101 237V236H100ZM188 237V236H187ZM202 237L205 239V241L203 242L201 239H202ZM51 238V237H50ZM112 240H111V239ZM115 238V239H116ZM65 240H66V238H65ZM75 240V239H74ZM77 240V239H76ZM9 241H10V239H9V237H6V235L5 236H3V235H0V264H19V258L21 257V256H23V253H22V255L21 256H18V255H16V252H17V250H16V252H13L12 250L10 251V249L12 248L11 246V244L9 243ZM60 241V240H59ZM118 241V242H117ZM53 242V241H52ZM52 242H50L51 243V245H52V250H53V253H54V250H55V253L54 254H56L58 251H56V250H59L60 249V245L59 246H57V243H54V244H56V245H54ZM55 242V241H54ZM73 242H75L76 243V241H73ZM72 242V243H73ZM117 242V243H116ZM122 242V245H123V242H126V244H124V245H126L125 246V248L123 249V246H122V250H124V251H122L121 250V248L119 249V248H117V247H119V244ZM127 242H129L128 244H127ZM41 243H43V242H41ZM116 243V244H115ZM45 244V243H44ZM183 244V243H182ZM11 245V246H10ZM47 245V244H46ZM54 245V246H53ZM59 247V249H56L57 247ZM11 247V248H10ZM42 247H44V246H42ZM49 247H50V245H49ZM55 249H54V248ZM92 247V246H91ZM77 248V247H76ZM80 248V247H79ZM263 248V247H262ZM41 249V248H40ZM198 249V250H197ZM199 249H200V251H202L201 252V254H197V253H200V252H198L199 251ZM48 250V249H47ZM51 251V250H50ZM49 251V252H50ZM60 252H61V249L59 250ZM84 251V250H83ZM48 252V251H47ZM59 252V253H60ZM120 252H122L121 253V255H119L118 253H120ZM51 253V252H50ZM59 253H57V254H59ZM115 253V254H114ZM64 254V253H63ZM117 254L119 255V256H117ZM20 255V254H19ZM48 255H49V253H48ZM53 255V254H52ZM83 254L81 253L80 255H79V259H82L84 256H82ZM74 256V255H73ZM50 257V256H49ZM62 257V256H61ZM64 257V256H63ZM118 257H120V258H124V260H125V263H124V261H122L123 259H118ZM58 258V257H57ZM56 258V259H57ZM97 258V257H96ZM51 259V258H50ZM54 259V258H53ZM87 259V258H86ZM84 258L81 260V262L83 263L84 262ZM112 261V262H114L113 264H115V261ZM121 260V261H120ZM57 261H58V259H57ZM66 261V260H65ZM101 261V260H100ZM262 261H264V259L262 260ZM86 262V261H85ZM121 262V263H120ZM53 263V262H52ZM64 263V262H63ZM109 263L111 264V262L109 261ZM61 264V263H60ZM84 264V263H83ZM261 264H264V262H262Z\"/></svg>",
	"mask_w": 264,
	"mask_h": 264
}]
</instances>
